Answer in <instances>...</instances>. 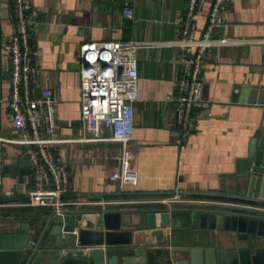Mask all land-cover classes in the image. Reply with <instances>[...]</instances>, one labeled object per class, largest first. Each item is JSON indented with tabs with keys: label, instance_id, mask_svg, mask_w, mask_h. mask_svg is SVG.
Returning <instances> with one entry per match:
<instances>
[{
	"label": "crops",
	"instance_id": "1",
	"mask_svg": "<svg viewBox=\"0 0 264 264\" xmlns=\"http://www.w3.org/2000/svg\"><path fill=\"white\" fill-rule=\"evenodd\" d=\"M30 1L37 21L31 44L40 65L31 87L35 94L43 88L53 90L56 137L66 140L52 145L70 172V192L61 199L59 208H161L170 206L162 200L176 193L186 194L188 201L171 207L225 200L218 196L225 176L235 171L247 156L252 139L264 129V0H228L224 9L226 23L215 34L227 42L209 47L201 66L203 94L211 102L212 115L195 109L185 140L175 124L180 50L174 42L180 35L187 0ZM213 1L205 0L196 12L199 35L206 27ZM127 2L133 9V18L124 14ZM12 5V0H0V135L7 138L20 134L10 108V57L5 48L15 32ZM102 40L142 43L137 53L135 132L130 144L129 177L123 187L112 178L120 166L121 145L79 140L83 134L81 47L87 41ZM24 159L28 158L22 145L0 143V194L29 198L34 171L12 178L4 169ZM20 201L0 203V207L29 205ZM34 207H41L34 217H40L36 224L44 223L52 206ZM95 217L88 215L91 221ZM18 221L30 220L4 213L0 216V224ZM33 228L36 231L32 239L36 240L40 230ZM178 232L172 245L193 241L177 237ZM26 253L30 254V250ZM41 254L36 264H49L64 255L43 250Z\"/></svg>",
	"mask_w": 264,
	"mask_h": 264
},
{
	"label": "built area",
	"instance_id": "2",
	"mask_svg": "<svg viewBox=\"0 0 264 264\" xmlns=\"http://www.w3.org/2000/svg\"><path fill=\"white\" fill-rule=\"evenodd\" d=\"M205 0H187L180 22V35L174 42L180 50V71L177 81L176 118L183 140L189 136L192 113L195 109L211 116V102L204 97L201 66L209 47L224 44L227 39L215 37L226 23L224 9L228 0H214L207 24L198 34L196 12ZM125 16L134 17L126 3ZM15 32L5 48L10 57L11 101L13 124L20 134L17 138L0 135V143L22 145L34 171V188L29 192L31 206L61 205V199L70 192V172L52 145L66 140L56 137L58 125L56 99L51 88L35 94L31 87L33 77L40 73L34 58L31 37L36 25L30 0H14ZM137 40L87 41L81 47V125L80 141L115 142L121 145L119 169L112 178L123 187L129 177L130 144L135 132V102L138 100L139 74ZM1 102V99H0ZM188 201L187 195L176 193L162 202L170 204ZM210 203H223L210 202ZM208 203V204H210ZM224 204L255 208L253 205ZM257 208V207H256ZM35 243V241L33 242Z\"/></svg>",
	"mask_w": 264,
	"mask_h": 264
},
{
	"label": "water",
	"instance_id": "3",
	"mask_svg": "<svg viewBox=\"0 0 264 264\" xmlns=\"http://www.w3.org/2000/svg\"><path fill=\"white\" fill-rule=\"evenodd\" d=\"M4 169L12 178L33 171L28 159ZM225 178L218 195L223 203L95 211L52 207L44 223L36 224V217L0 224V264H36L41 250L64 254L49 264H264V129ZM33 226L40 230L36 240ZM177 230V237L193 241L172 245Z\"/></svg>",
	"mask_w": 264,
	"mask_h": 264
},
{
	"label": "trees",
	"instance_id": "4",
	"mask_svg": "<svg viewBox=\"0 0 264 264\" xmlns=\"http://www.w3.org/2000/svg\"><path fill=\"white\" fill-rule=\"evenodd\" d=\"M14 0H12L13 4ZM13 9V5H12ZM20 200H24V203L27 204L29 201V198L26 200V198L18 196V197H8L3 194H0V203L2 204H14V203H20ZM41 207H34L29 205H23V206H12L7 205L4 207H0V212L4 213L5 215H11L15 217L16 219H22V220H30L34 218L38 213V209Z\"/></svg>",
	"mask_w": 264,
	"mask_h": 264
},
{
	"label": "rangeland",
	"instance_id": "5",
	"mask_svg": "<svg viewBox=\"0 0 264 264\" xmlns=\"http://www.w3.org/2000/svg\"><path fill=\"white\" fill-rule=\"evenodd\" d=\"M137 219H138V216L136 215V216H135V220H137Z\"/></svg>",
	"mask_w": 264,
	"mask_h": 264
}]
</instances>
